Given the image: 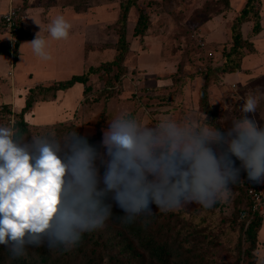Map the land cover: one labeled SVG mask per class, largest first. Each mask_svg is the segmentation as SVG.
<instances>
[{
  "label": "rangeland",
  "instance_id": "rangeland-1",
  "mask_svg": "<svg viewBox=\"0 0 264 264\" xmlns=\"http://www.w3.org/2000/svg\"><path fill=\"white\" fill-rule=\"evenodd\" d=\"M128 2L0 0V16L18 8L25 17L16 49H12L16 41L10 32L0 25V50L8 49V54L0 55V125H14L30 88L94 72L87 77L84 93L82 85L75 84L53 98L51 92L35 95L23 121L31 133L30 138L25 137L26 142L43 132L61 139V129L73 125L81 130L86 125L83 135L97 150L96 163L102 177L100 164L106 168L108 160L103 132L116 116L127 114L154 127L164 117L199 124L205 115L207 124L217 122L226 133L232 120L242 115V97L250 90L264 92V0L253 1L248 19L238 25L243 44L241 50L231 54V27L247 0ZM141 14L147 18V28L143 35L134 36ZM57 15H63L72 25L67 40L50 37L48 25ZM122 17L126 52L120 67L112 65L104 72L103 64L118 54ZM256 20L258 33L253 32ZM38 32L49 41L50 60H40L31 51L28 42ZM201 91L207 94L214 118L201 105ZM244 115L264 128V99L255 113ZM98 128L100 134L96 135ZM240 204L239 193L230 187V193L211 208L193 202L170 211L182 212L180 222L188 224V234L182 232L179 238L180 249L200 246L203 254L200 249L197 255L191 253L195 264H208L214 253L221 261L217 264H242L237 261L236 250L240 239L242 249L245 246L236 215ZM260 206L263 224L257 233L255 264H264V199ZM168 219L166 215L163 221Z\"/></svg>",
  "mask_w": 264,
  "mask_h": 264
},
{
  "label": "clouds",
  "instance_id": "clouds-1",
  "mask_svg": "<svg viewBox=\"0 0 264 264\" xmlns=\"http://www.w3.org/2000/svg\"><path fill=\"white\" fill-rule=\"evenodd\" d=\"M71 27L57 15L48 32L52 40H67ZM28 44L38 59H51L40 32ZM242 98V115L226 133L205 115L199 124L164 117L154 127L116 116L103 132L108 160L102 177L97 150L78 132L26 142L14 125H0V245L9 259L44 244L50 251L75 248L112 218V205L104 202L109 193L128 225L152 215V205L163 213L193 202L211 208L240 182L241 170L248 181L264 182V128L244 115L257 111L264 92L250 90Z\"/></svg>",
  "mask_w": 264,
  "mask_h": 264
},
{
  "label": "trees",
  "instance_id": "trees-1",
  "mask_svg": "<svg viewBox=\"0 0 264 264\" xmlns=\"http://www.w3.org/2000/svg\"><path fill=\"white\" fill-rule=\"evenodd\" d=\"M253 1L257 0H247L244 8L231 27L233 44L230 54L234 50H241L243 42L238 32V25L248 19V13L253 9ZM133 2L134 0H130L127 5ZM19 11L21 10L19 9ZM119 23L118 54L113 61L103 64L101 70L104 72L108 71L112 65H115V69L120 67L119 63L122 61L126 52L127 46L124 38L125 22L123 17L120 19ZM0 25L6 28L1 21ZM14 27L13 30L6 28L13 39L16 37V42L12 49L17 48L23 36V20H16ZM146 28L147 18L144 14H141L134 27L133 35H143ZM258 31L259 22L256 20L253 26V32L258 33ZM7 52L8 49L0 50V55H5V53L8 54ZM93 73L94 72L73 75L66 80L54 81L46 86L36 85L30 88L29 92L26 94L24 106L21 108L14 126L22 131L24 137L30 138V128L26 122L23 121V115L31 108L35 101V95H44L47 92H51L53 98L57 92H65L75 84L82 85V93H84L86 90L84 85H86L87 77ZM201 99V105L204 110L209 112L214 118L213 112H211L212 110H210L208 106L207 94L204 91H201ZM208 124L222 131L217 122L211 121ZM85 126L86 125L82 126L80 130L73 125H69L61 129L63 132L62 134L65 135L70 131H76L82 139L89 142V139L83 135ZM99 134L100 128L96 131V135ZM42 135H46V133L43 132L37 136ZM236 166H240L238 160L236 161ZM105 169L106 168L100 164L101 173H104ZM240 178V182L230 185L232 189H236V192H238L240 196L241 204L236 211V215L240 218V215L244 214V217L239 220V228L244 237L245 246H243L244 248L242 249L240 239L236 246L238 252L237 261L241 260L242 264H255L256 255L254 251L257 248V233H259L263 224V214L258 210H253L255 202L247 192L248 188L251 187L253 183L248 181L247 173L241 170ZM100 187L102 188L103 184L100 185ZM104 202L112 205V218L106 222L103 228L91 233H85L82 242L75 248L69 251H50L46 244H44L39 247H30L28 249V255L24 258L11 260L9 259L7 248L0 245V264H195L194 261H196V258L193 257L191 253H194V255L199 254L200 246H194L188 249L184 248L183 250L180 249L181 242L179 238L183 235L181 233L185 232L187 235L189 231L187 227L188 224L180 222L179 215H181L182 212L179 214L176 212L173 214V212L170 211L163 213L160 212L155 205H152V215L138 217L135 222L123 225L119 217L123 216L124 213L112 199V193H109L104 198ZM166 215L169 216V219L164 222L163 220H165ZM171 216H177V218L172 219ZM207 246H209V244ZM200 251V253L203 254L201 249ZM185 252L191 256H186L187 254ZM218 256V254L214 253L207 263H220L221 261L218 260Z\"/></svg>",
  "mask_w": 264,
  "mask_h": 264
},
{
  "label": "built area",
  "instance_id": "built-area-1",
  "mask_svg": "<svg viewBox=\"0 0 264 264\" xmlns=\"http://www.w3.org/2000/svg\"><path fill=\"white\" fill-rule=\"evenodd\" d=\"M25 17L18 8H10L4 14L0 16V21L5 25L7 29L13 30L16 20H23ZM16 37H14V41ZM248 194L252 197L255 202L253 210H258L261 212V202L264 199V182L259 184L253 183L251 187L247 190ZM244 217V214L240 215V218Z\"/></svg>",
  "mask_w": 264,
  "mask_h": 264
},
{
  "label": "crops",
  "instance_id": "crops-1",
  "mask_svg": "<svg viewBox=\"0 0 264 264\" xmlns=\"http://www.w3.org/2000/svg\"><path fill=\"white\" fill-rule=\"evenodd\" d=\"M22 48H24V44H23V46H21ZM49 73V72H48ZM48 73H46V74H48Z\"/></svg>",
  "mask_w": 264,
  "mask_h": 264
}]
</instances>
